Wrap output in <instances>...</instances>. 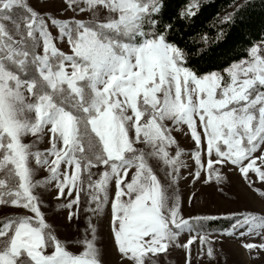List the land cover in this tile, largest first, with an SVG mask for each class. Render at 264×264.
I'll return each instance as SVG.
<instances>
[{
    "label": "snow or ice",
    "instance_id": "6c2138e0",
    "mask_svg": "<svg viewBox=\"0 0 264 264\" xmlns=\"http://www.w3.org/2000/svg\"><path fill=\"white\" fill-rule=\"evenodd\" d=\"M200 7L173 17L167 0H0V264H105V224L118 264H163L174 248L191 264L197 240L214 259L204 222L221 217L182 214V169L225 197L237 175L264 200V39L207 71L223 29L177 31ZM223 218V235L264 241V214Z\"/></svg>",
    "mask_w": 264,
    "mask_h": 264
},
{
    "label": "rangeland",
    "instance_id": "374dc122",
    "mask_svg": "<svg viewBox=\"0 0 264 264\" xmlns=\"http://www.w3.org/2000/svg\"><path fill=\"white\" fill-rule=\"evenodd\" d=\"M56 7H60L57 5ZM56 9L53 8V11ZM74 15L73 12L69 11L63 15L62 18H69ZM90 17L84 14H77L76 19L88 20ZM62 50L68 52V49L59 45ZM180 146L188 153L193 148V142L186 137L174 133ZM40 148L47 147L46 143L39 145ZM186 163L189 164L190 168L194 169V163L190 159V156L182 157ZM189 169H182V175L187 179L180 182V195L182 199V214L185 217L189 216H219L221 219L229 213L233 212H252L256 214H264V200H261L254 195L250 190L244 186L243 182L237 175H231V184L225 189L227 197L218 194L212 188L202 187L199 183L192 184L191 177H188ZM47 173L41 170L36 179H41L46 176ZM96 177H94L95 179ZM162 178V176H161ZM259 186V185H258ZM195 193V196L191 203H188V197ZM54 192L52 195H45L44 200L50 204H55L53 200ZM82 198V206L84 200ZM46 218L50 223H58L59 219L48 210L44 209ZM66 214L67 210H61ZM207 222V221H205ZM225 231L219 232H206L209 239L214 241L212 247L214 249V259H210L205 253L200 254L201 246L197 240L196 244L192 246L191 264H264V252L253 251L252 253L247 252L242 248L243 243H256L261 242L258 236H248L242 238H229L223 235ZM101 236L103 238L104 250H105V264H118V257L114 249L112 248L111 242L108 238V228L106 224L101 229ZM71 238V233L67 232L63 228L60 229V238ZM188 239V234H182L179 238L180 242H185ZM71 250L75 251L74 248ZM186 254L185 251L179 248H174L170 255L163 258V264H185Z\"/></svg>",
    "mask_w": 264,
    "mask_h": 264
},
{
    "label": "trees",
    "instance_id": "16d2710c",
    "mask_svg": "<svg viewBox=\"0 0 264 264\" xmlns=\"http://www.w3.org/2000/svg\"><path fill=\"white\" fill-rule=\"evenodd\" d=\"M188 0H167V14L177 17ZM198 14L190 21H180L177 31L181 35L199 37L207 34L214 38L223 29V36L214 45V57L199 65L207 71H222L232 62L243 58L246 50L264 39V0H200ZM237 6H241L237 11ZM235 13L234 24H221L228 13ZM183 47V40H180ZM206 232H221L230 229L232 221L217 219L204 222Z\"/></svg>",
    "mask_w": 264,
    "mask_h": 264
}]
</instances>
